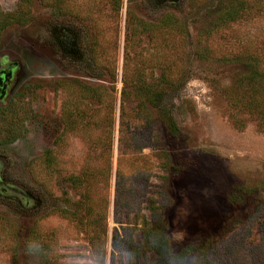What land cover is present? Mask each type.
<instances>
[{
  "label": "rangeland",
  "instance_id": "1",
  "mask_svg": "<svg viewBox=\"0 0 264 264\" xmlns=\"http://www.w3.org/2000/svg\"><path fill=\"white\" fill-rule=\"evenodd\" d=\"M118 1L121 7L117 12L115 0H68L72 13L58 16L54 8L39 0L27 5L24 0H0L2 13L29 11L27 22L10 23L0 34V69L11 70V76L2 81L0 108H10L22 121L16 138L0 133V183L9 184H4L7 190L0 195V215L6 219L0 225L2 234L8 230L15 234L21 264L37 262V256L25 249L35 226L57 264H97L90 252L91 229L87 225L97 219L92 226L106 239L104 264L112 260L113 264H135V257L124 249H112L111 234L116 230L124 238L141 241L139 219L149 214L146 198H158L156 192L162 186L169 195L162 216L174 251L189 241L225 232L228 240L222 247L230 250L226 256L230 264H264V232L260 230L264 207L251 227L233 220L257 200L264 202V113L258 117L238 106L235 94L225 89L243 72V66L219 60L220 55L238 49L241 41L258 43L264 38V14L199 37L200 28L211 24L208 6L193 10L184 0L179 11L180 5L170 2L151 8L148 0ZM221 1L211 0L208 5ZM261 4L264 7V0ZM127 10L154 22L165 13H175L186 23L189 39L184 62L187 75L173 109L180 131H167L158 111L148 105L154 123L152 134L160 143L144 145L140 154L122 162L120 199L122 208L128 209H122L120 222H116L117 127ZM54 19L77 24L87 42L98 37L105 58L112 57L116 37V79L103 68L77 66L59 55L47 32ZM133 33L130 28V50L136 52L148 42L145 34ZM197 47L210 48L212 55L199 59L194 53ZM74 81L104 86L111 100L100 104L97 98H81L75 88L63 87ZM69 101L76 108L66 116L63 106ZM111 107L112 116L108 114ZM125 109L133 114L137 105L130 98ZM111 117L112 136L107 131ZM143 121L138 119L133 126L142 130ZM67 123L75 126L67 128ZM47 150L53 156L51 166L41 159ZM72 175L78 177L79 184L68 179ZM15 187L37 197L38 206L22 211L12 201L2 200L4 194L18 195ZM84 190L91 215L85 208L75 219L63 215L59 210H75ZM242 192L245 195L239 204L230 200V195ZM7 220L11 222L8 229ZM8 249H0V264H10ZM202 258L196 252L185 264H203ZM219 258L225 257L219 253ZM137 260L146 264L142 257Z\"/></svg>",
  "mask_w": 264,
  "mask_h": 264
},
{
  "label": "trees",
  "instance_id": "2",
  "mask_svg": "<svg viewBox=\"0 0 264 264\" xmlns=\"http://www.w3.org/2000/svg\"><path fill=\"white\" fill-rule=\"evenodd\" d=\"M39 1L54 8L58 16L72 13L67 5L68 0ZM186 1L189 8L193 10H202L206 6L210 7L207 12L210 17V27H201L198 34L199 37H209L212 30L226 28L231 23L242 22L251 17L264 14L261 0H222L215 5H208L211 0ZM30 2L31 0H24L26 5ZM166 2L179 4V11H181L184 0H148L151 8L160 7ZM120 7V2L115 0L113 8L118 12ZM28 18L29 11L27 8L26 10L19 9L13 12H0V34L8 24L13 22L25 23ZM130 28L134 32L133 34L141 33L147 37V45L141 46L136 52L130 50ZM47 32L53 48L65 60L77 66L103 68L109 72L113 79H116L118 75L116 71V37L113 39V47L111 48L113 51L112 57L105 58L104 56L102 57L103 46L100 44L99 38L96 37L87 42L77 24H67L54 19L47 25ZM188 39L189 32L186 23L175 13H165L157 22H154L139 18L127 10L125 43L120 72L122 87L117 127L118 163L114 198V219L116 222H120L122 209H128L124 204V208H122L120 199L121 190L119 187L122 162L128 157L140 154L141 147L144 145L160 143L155 135L152 134L154 123L150 118L151 116L148 115V105L158 111L162 124L165 125L167 131L172 134H178L180 131L179 126L176 124L173 109L177 104L176 101L179 100L180 89L187 75V68L184 62H187L185 55L187 53ZM152 51H155V53H152ZM194 53L199 59H206L212 55L211 49L208 47H197ZM219 60L225 64L239 63L243 66V72L225 90L231 95L235 94L233 99L238 102V106L254 115L258 114L257 116L260 117L261 113H264V38L258 43L241 41L238 49L220 55ZM63 87L66 89L75 88L77 95L81 98H97L100 104L104 103L105 100L108 101V98L111 100V95L104 86L92 87L80 81H74L66 82ZM239 93L240 96L237 97L236 95ZM130 98L137 105V109L133 114L125 109V103ZM105 107H107L106 103ZM71 108H76V105L72 106L71 101L64 103L63 110L66 111V116H70ZM9 109L0 108V133L7 137L11 136V139H13L19 135L22 121L12 115ZM112 111L113 108L111 107L108 112L111 116ZM82 114L85 115V112H82ZM66 116L64 114V120ZM138 119H143V122H145L142 130H138L137 127L133 126L135 124L133 122ZM109 122L107 131L112 136V117ZM68 126L72 129L75 124L67 123L66 127L68 128ZM109 146L111 147L110 144ZM41 159L45 166H51L54 161L51 150H47ZM68 179H71L74 185L79 184L78 177H73L72 175ZM80 183L81 186L84 181L82 180ZM2 184L0 183V195H2V191L7 190L6 186ZM160 188L161 190L156 192L159 196L158 198H146L149 214L141 216L139 219V224L142 228L141 241H134L132 236L124 238L114 230L111 234L110 242L112 249H124L135 257V264H138V257H142L144 262L146 260V264H185V261L196 252L202 254L203 264H230L226 257L227 252L230 250L222 247L225 240H228L225 232L189 241L178 251H174L171 246L166 221L162 216V209L169 202L168 190L162 186ZM14 191L18 192V195L4 194L2 200L12 201L15 207L22 211H29L38 206L40 200L37 197L20 188L15 187ZM86 191L84 190V193L81 194L83 200L76 202L75 210L60 209L59 211L63 215L75 219L78 218L79 210L85 208L86 214L91 215ZM244 195L245 192L237 195L232 194L230 195V200L239 204L240 199ZM130 206L132 205L130 204ZM262 207H264V202L257 200L252 208H249L245 213L242 212L233 220L239 223L240 226H244V228L251 227ZM4 221L6 219L0 215V225ZM96 221L97 219L92 220V222L90 220L87 223L89 229H91L89 247L94 262L104 264L106 239L94 230L92 225ZM8 222V220L5 222L7 229L9 227ZM260 230L264 232V222L261 224ZM6 247L10 251V264H21L18 259L15 234L11 230L2 234L0 230V249H5ZM25 249L37 256V262L34 264H57V262L53 261L50 245L44 240L36 226L32 228L26 238ZM147 253L150 255L149 257ZM219 253L225 258H222V260L218 259ZM111 264H113V260Z\"/></svg>",
  "mask_w": 264,
  "mask_h": 264
},
{
  "label": "flooded vegetation",
  "instance_id": "3",
  "mask_svg": "<svg viewBox=\"0 0 264 264\" xmlns=\"http://www.w3.org/2000/svg\"><path fill=\"white\" fill-rule=\"evenodd\" d=\"M10 76H11V70L6 69V68L0 69V92H2V86H3L2 81L4 79H8ZM1 179L2 178L0 177V181H1ZM4 184L5 185H9V184H6V183H4Z\"/></svg>",
  "mask_w": 264,
  "mask_h": 264
}]
</instances>
